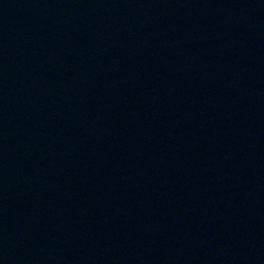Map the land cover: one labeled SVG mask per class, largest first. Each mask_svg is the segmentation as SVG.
I'll use <instances>...</instances> for the list:
<instances>
[{"label": "water", "instance_id": "95a60500", "mask_svg": "<svg viewBox=\"0 0 264 264\" xmlns=\"http://www.w3.org/2000/svg\"><path fill=\"white\" fill-rule=\"evenodd\" d=\"M0 264H264V0H0Z\"/></svg>", "mask_w": 264, "mask_h": 264}]
</instances>
